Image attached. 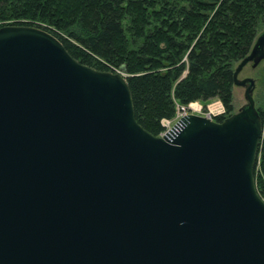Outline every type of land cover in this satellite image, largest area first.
<instances>
[{"label": "water", "instance_id": "obj_1", "mask_svg": "<svg viewBox=\"0 0 264 264\" xmlns=\"http://www.w3.org/2000/svg\"><path fill=\"white\" fill-rule=\"evenodd\" d=\"M264 30L234 72L247 104L155 136L122 74L51 33L0 28V264H264L255 167Z\"/></svg>", "mask_w": 264, "mask_h": 264}, {"label": "trees", "instance_id": "obj_2", "mask_svg": "<svg viewBox=\"0 0 264 264\" xmlns=\"http://www.w3.org/2000/svg\"><path fill=\"white\" fill-rule=\"evenodd\" d=\"M7 25L43 29L82 64L124 72L138 123L160 136L179 106L220 99L233 113L234 72L261 34L264 0H0ZM255 179L264 199V138Z\"/></svg>", "mask_w": 264, "mask_h": 264}, {"label": "rangeland", "instance_id": "obj_3", "mask_svg": "<svg viewBox=\"0 0 264 264\" xmlns=\"http://www.w3.org/2000/svg\"><path fill=\"white\" fill-rule=\"evenodd\" d=\"M264 30V26L261 28V32ZM116 73H120L122 74L124 77H126L127 75L119 70L115 71ZM240 79H244V78H252L256 81V89L254 91V99L256 102V108L257 109H261L264 110V61L257 67V68H253L252 65H247L244 70L242 71V73L240 74ZM233 93H234V110L233 113H238L240 111V109L245 106L247 104V100L245 98V88L243 87H239V86H234L233 89ZM200 105V102H198ZM223 103L221 102L220 99H215L213 101H211L208 105H207V112H212V114H216L217 111H224V113L220 116H222V119H216V121L218 122H222L224 121L226 118L229 117V115L232 114H228L226 112V108L223 105ZM215 109H214V108ZM204 106H203V112H204ZM212 110V111H211ZM164 123V127L166 132L174 125V123H169L167 121L163 122ZM165 133V132H164Z\"/></svg>", "mask_w": 264, "mask_h": 264}, {"label": "built area", "instance_id": "obj_4", "mask_svg": "<svg viewBox=\"0 0 264 264\" xmlns=\"http://www.w3.org/2000/svg\"><path fill=\"white\" fill-rule=\"evenodd\" d=\"M189 112L199 113V112H201V110L200 109H197V108H195L193 106H191V107H189L187 109L185 107H180L178 109V112H177V115H176V119L181 118L182 116L188 114ZM223 113H224V111H217L216 114H212V112H205L204 115L207 116L208 118H211L212 119V118H215L216 116L221 115ZM165 121L171 123V121H169V120H165ZM163 125H164V123H163Z\"/></svg>", "mask_w": 264, "mask_h": 264}, {"label": "bare ground", "instance_id": "obj_5", "mask_svg": "<svg viewBox=\"0 0 264 264\" xmlns=\"http://www.w3.org/2000/svg\"><path fill=\"white\" fill-rule=\"evenodd\" d=\"M195 108H197V109H200V105L199 104H194L193 105ZM214 108V107H213ZM215 109V108H214ZM229 117H230V115H229Z\"/></svg>", "mask_w": 264, "mask_h": 264}]
</instances>
